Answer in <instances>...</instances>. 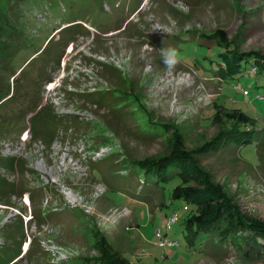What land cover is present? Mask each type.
<instances>
[{
  "label": "rangeland",
  "instance_id": "obj_1",
  "mask_svg": "<svg viewBox=\"0 0 264 264\" xmlns=\"http://www.w3.org/2000/svg\"><path fill=\"white\" fill-rule=\"evenodd\" d=\"M218 32L264 56V0H0V264H264V72L220 79ZM179 148L221 194L196 247Z\"/></svg>",
  "mask_w": 264,
  "mask_h": 264
},
{
  "label": "trees",
  "instance_id": "obj_2",
  "mask_svg": "<svg viewBox=\"0 0 264 264\" xmlns=\"http://www.w3.org/2000/svg\"><path fill=\"white\" fill-rule=\"evenodd\" d=\"M80 27H81L80 24H75L73 26L68 27L69 29L64 30V31L68 33V32H71L73 29L77 30ZM213 36H217L220 39L219 42H217L216 40L217 44L220 45V47L222 46V47L229 48L228 50H226V52L221 53L220 55L216 56L218 59L219 68H220V73L218 74V77L220 79L227 78L228 76L231 78L241 76L245 74L246 71H248L246 70L248 68L250 70L249 72H247V74L258 72L260 67L262 68V72H264V56H262L261 54L255 51L246 52V53L239 51L236 48L235 44L229 43L225 32H218L217 34L212 35V36L207 35V38L211 39ZM50 47L48 48V46H46L43 50L41 49L37 53L40 52L39 53L40 55L44 53L45 51H47V54H49ZM219 56H221L222 58H220ZM223 57L227 58L228 60L225 61ZM0 97H1L0 105H2L7 100L5 101L6 97H2V96ZM261 97L264 98V96H261ZM217 117H218L217 114H215L213 119L215 120ZM225 119L226 121H230L231 124H232V121H239L243 123L248 121L247 115L244 114L239 109L227 110L225 113ZM250 137H251L250 135H242V134L236 135L233 133L228 138H233L235 142H238L240 144H245L246 140L250 139ZM188 160H190V156L187 154L185 150H183L182 148H179L176 152L172 153V155H170L169 157H165L164 159L156 162V164L153 167L155 168L157 175L159 176L162 175V178L158 180L157 182L165 181L166 183H168L171 180L176 181L175 187L171 189L172 190L171 198L173 202L174 203L183 202L185 205H188L191 207V210H190L191 212H190V215L188 216V219L185 225L187 229L185 237L188 240L189 245L196 247L197 244L195 243L194 240L197 238L198 233L202 230H205V231L211 230L213 226L219 220H221V214H220L221 211L219 210V205L216 204L214 206L213 204L214 201H216V199L221 194L219 193L220 191L218 189L216 190L215 188H212L211 185H207L206 190L198 189V188H195L191 184V182L187 180L188 174L185 172L186 168L184 165H188L187 164L189 162ZM175 163H178L179 165H181L183 172L181 174H176L174 177L167 178L166 175H163L162 172L163 171L166 172L165 169ZM204 206L206 207V210H205L206 212L202 210L203 209L202 207ZM178 218H179V215H178ZM232 220L233 219L228 218V220L226 221L228 224L230 223V225H232L231 224ZM235 224L240 225L243 231L249 229V232L255 233L256 235L264 238V225L263 224L249 223L241 219L236 220ZM111 262L115 264H118L119 262H122V263L125 262L127 264H131L129 261H127L123 257L122 254L116 255V257H114ZM106 264H109V261Z\"/></svg>",
  "mask_w": 264,
  "mask_h": 264
},
{
  "label": "built area",
  "instance_id": "obj_3",
  "mask_svg": "<svg viewBox=\"0 0 264 264\" xmlns=\"http://www.w3.org/2000/svg\"><path fill=\"white\" fill-rule=\"evenodd\" d=\"M177 219H178V215L176 214V215H174V217H173V221H172V222L177 221ZM172 222L169 224V227L171 226ZM168 242L170 243V245L175 244L174 242H171L170 240H169Z\"/></svg>",
  "mask_w": 264,
  "mask_h": 264
},
{
  "label": "clouds",
  "instance_id": "obj_4",
  "mask_svg": "<svg viewBox=\"0 0 264 264\" xmlns=\"http://www.w3.org/2000/svg\"><path fill=\"white\" fill-rule=\"evenodd\" d=\"M171 53H167V54H165L166 55V57H167V55H170ZM167 62V61H166Z\"/></svg>",
  "mask_w": 264,
  "mask_h": 264
}]
</instances>
